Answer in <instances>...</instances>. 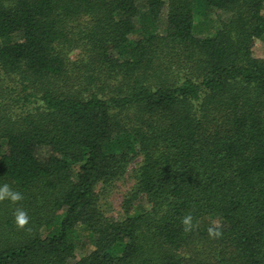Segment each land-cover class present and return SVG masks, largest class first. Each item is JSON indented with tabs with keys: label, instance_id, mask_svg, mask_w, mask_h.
I'll list each match as a JSON object with an SVG mask.
<instances>
[{
	"label": "trees",
	"instance_id": "obj_1",
	"mask_svg": "<svg viewBox=\"0 0 264 264\" xmlns=\"http://www.w3.org/2000/svg\"><path fill=\"white\" fill-rule=\"evenodd\" d=\"M263 36L264 0H0V264H264Z\"/></svg>",
	"mask_w": 264,
	"mask_h": 264
},
{
	"label": "rangeland",
	"instance_id": "obj_2",
	"mask_svg": "<svg viewBox=\"0 0 264 264\" xmlns=\"http://www.w3.org/2000/svg\"><path fill=\"white\" fill-rule=\"evenodd\" d=\"M223 19V16H217L213 22L204 23L206 26L216 25L218 20ZM195 24H201V19L196 17L194 20ZM253 53L255 57L264 59V36L260 39L255 40ZM44 153V152H42ZM140 159L133 161L126 170L125 175L119 181L111 184L108 187H99L98 191L104 190V194L101 196V206L105 215L113 220H120L123 216L122 206L126 199L127 194L134 184V172L138 167ZM144 206V204L141 203ZM78 232L75 231L73 238L76 240ZM76 244L75 257L80 258L91 250V246L79 238Z\"/></svg>",
	"mask_w": 264,
	"mask_h": 264
},
{
	"label": "clouds",
	"instance_id": "obj_3",
	"mask_svg": "<svg viewBox=\"0 0 264 264\" xmlns=\"http://www.w3.org/2000/svg\"><path fill=\"white\" fill-rule=\"evenodd\" d=\"M24 199L23 195L19 191H14L10 185L3 184L0 186V202L8 200L12 204H17ZM15 224L19 229H25L30 222V217L27 212L21 208H17L14 213ZM181 225L185 233L192 232L198 224L193 223V216L191 213L186 214L181 219ZM209 238L218 239L222 237L221 226L214 224L207 229Z\"/></svg>",
	"mask_w": 264,
	"mask_h": 264
}]
</instances>
